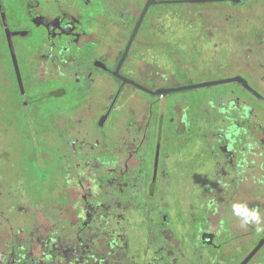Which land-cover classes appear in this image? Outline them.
I'll return each mask as SVG.
<instances>
[{"label": "flooded vegetation", "instance_id": "1", "mask_svg": "<svg viewBox=\"0 0 264 264\" xmlns=\"http://www.w3.org/2000/svg\"><path fill=\"white\" fill-rule=\"evenodd\" d=\"M0 264H264V0H0Z\"/></svg>", "mask_w": 264, "mask_h": 264}, {"label": "clouds", "instance_id": "2", "mask_svg": "<svg viewBox=\"0 0 264 264\" xmlns=\"http://www.w3.org/2000/svg\"><path fill=\"white\" fill-rule=\"evenodd\" d=\"M233 209L235 215L240 217L244 224H259L261 221L260 214L255 209L250 210L247 206L242 204H234Z\"/></svg>", "mask_w": 264, "mask_h": 264}, {"label": "water", "instance_id": "3", "mask_svg": "<svg viewBox=\"0 0 264 264\" xmlns=\"http://www.w3.org/2000/svg\"><path fill=\"white\" fill-rule=\"evenodd\" d=\"M181 89V88H180ZM171 90H159V91H156L155 93L157 94H162V93H166V92H169ZM173 91V90H172Z\"/></svg>", "mask_w": 264, "mask_h": 264}]
</instances>
